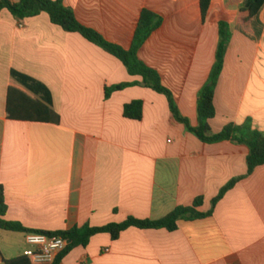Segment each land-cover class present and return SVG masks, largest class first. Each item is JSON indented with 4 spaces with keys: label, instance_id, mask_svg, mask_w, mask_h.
I'll return each mask as SVG.
<instances>
[{
    "label": "crops",
    "instance_id": "obj_1",
    "mask_svg": "<svg viewBox=\"0 0 264 264\" xmlns=\"http://www.w3.org/2000/svg\"><path fill=\"white\" fill-rule=\"evenodd\" d=\"M19 1V0H14ZM244 0H63L78 20L129 49L144 11L162 25L138 55L157 70L180 113L198 126V93L216 61L220 22L232 29L210 120L213 133L251 121L264 132V4L243 21ZM17 71L45 90L59 123L7 116ZM124 63L48 13L19 20L0 13V187L5 219L41 231L104 226L129 217L158 220L202 197L200 212L175 231L129 227L119 238L99 233L60 264H264V165L248 174L249 148L207 143L174 117L166 95L142 85ZM143 101L140 120L125 105ZM241 178L213 206L231 180ZM31 246L26 232L0 228V264Z\"/></svg>",
    "mask_w": 264,
    "mask_h": 264
},
{
    "label": "trees",
    "instance_id": "obj_2",
    "mask_svg": "<svg viewBox=\"0 0 264 264\" xmlns=\"http://www.w3.org/2000/svg\"><path fill=\"white\" fill-rule=\"evenodd\" d=\"M212 0H200V7L203 17L206 16ZM264 0H244L240 12L243 21H248L255 16L263 6ZM7 9L12 15L19 19L34 17L45 12L48 13L51 21L68 32H77L89 41L102 47L105 51L119 58L131 75L142 77V81L134 83H123L106 89L109 97L112 92L121 90L132 85H142L154 91L166 95L170 109L177 121L184 124L186 129L194 133L198 138L207 143L223 140H230L236 144L245 145L249 148L248 153V174L252 173L258 166L264 165V132L253 127L251 121L242 124L230 123L220 132L213 133L210 120L216 116L214 104L216 87L224 67V58L228 45L232 38V29L228 22H220V40L216 52V61L210 72L205 85L198 93V126H192L189 118L180 113L173 92L167 88L160 73L142 61L138 52L146 40L162 25V18L150 11H144L134 40L129 49L106 40L98 31L82 24L76 17L74 11L64 5L63 0H0V13ZM20 83L12 81L8 89L7 116L16 120H30L38 122L59 123L60 117L52 107L49 100H41L34 93L45 90L43 85L38 84L32 78L13 72ZM125 116L131 119L140 120L143 117V101L135 100L125 105ZM241 178H235L225 185L220 194L213 200V206L231 189ZM203 198L196 199L191 206H179L171 213L158 220L137 219L129 217L120 223H110L104 226H91L86 224L82 227H74L70 230L48 232L33 230L25 227L22 223L5 219L8 211L3 188L0 187V228L18 232L45 233L50 236H63L71 241L52 264H60L63 257L76 246H88L91 238L99 233H110L113 239L119 238L120 234L129 227L138 228H165L175 231L179 227L181 219H198L212 214L213 210L204 213L197 210L202 204ZM6 264H33L31 259L23 254L5 260Z\"/></svg>",
    "mask_w": 264,
    "mask_h": 264
},
{
    "label": "built area",
    "instance_id": "obj_3",
    "mask_svg": "<svg viewBox=\"0 0 264 264\" xmlns=\"http://www.w3.org/2000/svg\"><path fill=\"white\" fill-rule=\"evenodd\" d=\"M26 241L31 248L25 251L33 264H52L69 245L63 236H50L45 233H26Z\"/></svg>",
    "mask_w": 264,
    "mask_h": 264
},
{
    "label": "water",
    "instance_id": "obj_4",
    "mask_svg": "<svg viewBox=\"0 0 264 264\" xmlns=\"http://www.w3.org/2000/svg\"><path fill=\"white\" fill-rule=\"evenodd\" d=\"M69 242H71V241H69Z\"/></svg>",
    "mask_w": 264,
    "mask_h": 264
}]
</instances>
